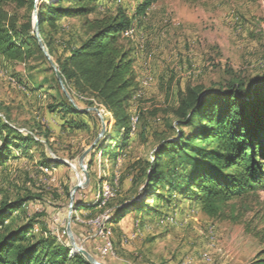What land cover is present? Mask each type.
Wrapping results in <instances>:
<instances>
[{
    "label": "rangeland",
    "instance_id": "obj_1",
    "mask_svg": "<svg viewBox=\"0 0 264 264\" xmlns=\"http://www.w3.org/2000/svg\"><path fill=\"white\" fill-rule=\"evenodd\" d=\"M158 4V17L166 23L161 24L159 33L164 35L169 28L179 30V40L175 35L168 37L166 57L157 58L160 69H155L154 50L138 34L139 24H148L147 14L132 21L134 59L140 61L137 72H141L137 74L139 90L128 110L135 129L126 145H116L108 140L109 134L114 136L111 116L99 110L106 125L99 144L103 150L109 146V151L104 156L97 154L90 167L92 151L86 156L87 182L79 159L100 134L97 114L90 112V118L83 117L87 130H67L61 116L47 110L51 96L57 93L48 60L44 62L37 53L23 62H8L0 56V118L6 117L4 122L19 133L39 140V146L28 155L13 151L14 157L0 167V204L32 198L20 212L11 214L14 224L36 217L33 234L46 233L69 245L65 231L68 208L72 190L80 185L72 194L71 232L77 246L101 264H249L264 247V189L229 202L214 219L183 197H174L171 203L149 198L148 205L157 204L158 211L150 217L138 215L134 219L129 215L121 221L125 238L115 227L106 225L109 207L130 197L135 164L150 160L160 134H169L166 124L173 120L169 111L179 92L187 85L205 89L224 86L235 75L249 82L264 72V0H202L195 4L159 0ZM120 6L133 16L135 9L132 12L126 0L101 6L98 13H113ZM68 25L77 35V25ZM50 58L53 62L55 56ZM43 135H47L51 149ZM42 159L49 161V169L41 166ZM57 160L66 166L56 168ZM106 187L110 198L101 206ZM75 202L98 207L91 214L79 213L74 211ZM97 218L100 222L95 224ZM99 225L102 242L111 244L110 256L100 255L102 242L94 236V227Z\"/></svg>",
    "mask_w": 264,
    "mask_h": 264
},
{
    "label": "trees",
    "instance_id": "obj_2",
    "mask_svg": "<svg viewBox=\"0 0 264 264\" xmlns=\"http://www.w3.org/2000/svg\"><path fill=\"white\" fill-rule=\"evenodd\" d=\"M113 1L0 0V56L23 62L37 53L46 61L32 30L35 11L39 38L49 57L55 56L53 64L73 102L60 91L54 73L57 93L51 96L49 113L59 114L67 130L83 131L88 129L83 117H91L87 110L103 109L113 122L114 136L109 134L108 140L126 145L131 132L128 110L139 84L135 48L123 33L159 0H139L131 17L122 8L98 13L102 2ZM70 22L77 25V35L68 30ZM169 114L173 119L166 124L169 134L162 132L150 160L133 168L130 197L109 207L106 225L123 238L121 221L158 211L157 204L148 205L149 198L171 203L174 197H183L214 219L229 202L264 189V72L249 82L235 75L226 85L209 89L187 85ZM4 120L0 118V167L14 157L13 151L28 155L39 146L36 136L19 133ZM43 139L48 146L47 135ZM108 151L109 146L103 150L98 143L89 154V167L97 154ZM40 163L46 170L51 167L46 159ZM61 166L66 165L57 160L55 167ZM31 199L0 204V264H89L81 255H71L68 244L46 233L33 234L36 217L14 224L11 214ZM96 207L75 202L74 211ZM249 264H264V247Z\"/></svg>",
    "mask_w": 264,
    "mask_h": 264
},
{
    "label": "crops",
    "instance_id": "obj_3",
    "mask_svg": "<svg viewBox=\"0 0 264 264\" xmlns=\"http://www.w3.org/2000/svg\"><path fill=\"white\" fill-rule=\"evenodd\" d=\"M126 1H127V3H129L131 5V7H132L131 11L133 12V10L135 9V7H136L137 3L139 2V0H135L133 2L131 0H126ZM116 2H117V0H115L113 2H102L100 4V6L109 7V6L113 5ZM158 3H159V1L156 4H154L151 8H149L147 10V12H146L148 24H145V23L143 24L142 23L143 25H141V23H140L139 26H138V34L144 36L148 40V44L150 42L149 46L151 48H153V50H154L153 53L156 56V61L154 63L155 64V69H157V68L160 69V67H159L160 64L157 61V58L161 60V59H164L166 57V51H165L166 47L165 46L167 45L166 41L169 40L168 37L172 38L173 35H175L177 40H179L178 37H179V34H180L179 30H176V29H173V28L172 29L169 28L168 32L165 31L164 35H161L159 33V29L161 27V24L163 23V25H164L165 22H164V20H160V18L158 17V14H157V11L159 9V4ZM120 7L121 8H125L123 6H120ZM129 17H131V16L129 15ZM174 26L175 25H173V27ZM145 55H146V52H145ZM139 64H140V61L139 60L138 61L135 60V62H134V72H135L136 75L139 73V72H137V68L140 67ZM139 74H141V72ZM147 90H148V88H146V90H144V92L147 91ZM96 209H97V207L93 208V209H88V210H79V213L91 214V213H94V211ZM136 222L137 221H135V223ZM121 231H122V233L124 235L127 234L126 231L123 228H122Z\"/></svg>",
    "mask_w": 264,
    "mask_h": 264
},
{
    "label": "water",
    "instance_id": "obj_4",
    "mask_svg": "<svg viewBox=\"0 0 264 264\" xmlns=\"http://www.w3.org/2000/svg\"><path fill=\"white\" fill-rule=\"evenodd\" d=\"M39 0H34L35 3H37ZM33 23H32V30L33 33L35 34L36 40H37V44L38 47L40 49V51L42 52V54L44 55V57L48 60L51 68L53 69L55 76H56V80L60 86V89L62 91V93L66 96V98L68 99V101L70 103H73L70 96L68 95L63 81L61 79V77L58 74V71L56 69V66L53 64V62L51 61V58L49 57L45 47L43 46L41 39L39 38V34H38V26L36 23V14L35 11L33 12ZM88 112H95L97 114V116L99 117L100 121H101V131L100 134L98 135V137L96 138V140L93 142V144L89 147V149L87 151H85L82 156L79 159V168L82 170V172L84 173L85 176V180L86 182L88 181V175H87V171H86V167L83 165L84 160L86 158V156L94 150V147L101 141V139L103 138V135L105 133V122L103 119V116L101 115V112L99 110H97L96 108H91L89 110H87ZM61 163H65L62 162ZM78 187H80V185L76 186L72 192H71V198H70V203H69V208H68V220H67V225H66V234L69 240V246H70V250H71V255H75V254H79L81 255L89 264H101L99 263L93 256H91L88 252H86L82 247L77 246V244L75 243V240L73 238V234L71 232V228H70V224H71V219H72V214H73V199H72V194L74 193L75 189H77Z\"/></svg>",
    "mask_w": 264,
    "mask_h": 264
},
{
    "label": "bare ground",
    "instance_id": "obj_5",
    "mask_svg": "<svg viewBox=\"0 0 264 264\" xmlns=\"http://www.w3.org/2000/svg\"><path fill=\"white\" fill-rule=\"evenodd\" d=\"M133 23V22H132ZM134 32H135V26L134 25H132V26H130L127 30H125L124 31V33H123V36L124 37H127V38H129V39H133V36H134ZM106 113V112H105ZM107 114V113H106ZM136 118V117H135ZM137 120V119H136ZM133 121V120H132ZM135 124L136 123H132V126H131V131H134V129H135ZM110 192V191H109ZM109 192H108V188L106 187L105 189H104V192H102V194H103V196H102V198H101V201H100V205L101 206H103V205H105V202H106V200H107V198H110V197H108V194H109ZM95 224H98L99 222H100V219L99 218H97L95 221ZM103 222V221H102ZM97 226V225H96ZM100 226V225H99ZM103 232H104V230H103ZM104 234H105V232H104ZM110 236V235H109ZM105 237V236H104ZM107 237V236H106ZM109 238V237H108ZM107 240V239H106ZM109 240V239H108ZM106 250L107 251H110L111 250V244H110V242H107V244H106Z\"/></svg>",
    "mask_w": 264,
    "mask_h": 264
},
{
    "label": "built area",
    "instance_id": "obj_6",
    "mask_svg": "<svg viewBox=\"0 0 264 264\" xmlns=\"http://www.w3.org/2000/svg\"><path fill=\"white\" fill-rule=\"evenodd\" d=\"M94 236H95L96 238L100 239L101 242H102V236H101V225L98 226V227H94ZM128 242H129V240H128ZM99 252H100V255H101L102 257L110 256V255L108 254V252H107V250H106V247H105V245H104L103 242H102V246H101V249H100Z\"/></svg>",
    "mask_w": 264,
    "mask_h": 264
}]
</instances>
